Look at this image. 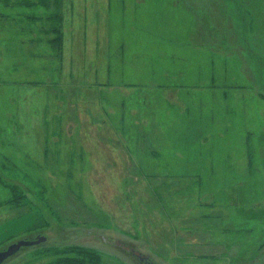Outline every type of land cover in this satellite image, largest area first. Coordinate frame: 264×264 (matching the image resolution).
Listing matches in <instances>:
<instances>
[{
  "label": "rangeland",
  "instance_id": "374dc122",
  "mask_svg": "<svg viewBox=\"0 0 264 264\" xmlns=\"http://www.w3.org/2000/svg\"><path fill=\"white\" fill-rule=\"evenodd\" d=\"M89 5L109 76L67 75L51 21L0 16V251L46 237L2 264H144L115 241L264 264V0H58L45 19ZM90 119L142 148H89Z\"/></svg>",
  "mask_w": 264,
  "mask_h": 264
},
{
  "label": "crops",
  "instance_id": "0c3cea01",
  "mask_svg": "<svg viewBox=\"0 0 264 264\" xmlns=\"http://www.w3.org/2000/svg\"><path fill=\"white\" fill-rule=\"evenodd\" d=\"M72 11L74 19L65 21L62 28V70H67V75L81 77L111 75L110 70L112 69V64L109 60L106 63L105 57V52L112 53L111 45L109 48L100 46L102 40L97 37L96 33V29L107 28L108 24L105 23L106 25L104 26V23H100L91 7L90 10H84L83 7L75 6ZM110 27L109 25V28ZM109 34H112V31H110ZM116 51L119 50L117 49ZM61 72L64 73L63 71ZM118 122L125 125L128 120L125 116L122 119L120 118ZM90 124L94 127H92V130L95 129V132L92 135L90 134V138L88 133H85L90 140L87 143L89 148L97 150L107 149L110 153L112 150L114 151L116 149V141H119L123 146H126L128 150H132V154L135 156L138 154L136 152L137 148H142L143 146L141 141L144 140L145 136H143L144 134L142 135V132L138 131V129L134 132H126L124 130L113 134L109 131V128L106 127V121L103 119L102 121L90 119ZM149 139H153V137L147 135L146 140ZM102 154L106 155L108 153L103 151ZM115 156L117 157L118 155L115 154ZM29 221L27 217L20 219V226H25V223ZM15 226L16 225H12V227H9L11 233H16V231H14Z\"/></svg>",
  "mask_w": 264,
  "mask_h": 264
},
{
  "label": "trees",
  "instance_id": "16d2710c",
  "mask_svg": "<svg viewBox=\"0 0 264 264\" xmlns=\"http://www.w3.org/2000/svg\"><path fill=\"white\" fill-rule=\"evenodd\" d=\"M57 1L58 0H0V16L4 17L5 20L8 21L12 19L16 24L18 23L19 26H24L27 20H31L30 22L39 21L40 24L46 20L51 21L52 30L55 33V38L53 41L54 42L58 41L61 50L62 32L60 28L62 26L61 24L62 19H60L59 15H57L56 10H53V13L51 15L52 17H54V19L51 17H47L45 19V15H44L45 13H47V11H50L51 5H54ZM78 252H82V251H78ZM69 260H71L72 263L84 264L83 258L78 259L76 257H71ZM98 260L99 258L97 256H91V257L89 256L90 264H97Z\"/></svg>",
  "mask_w": 264,
  "mask_h": 264
},
{
  "label": "water",
  "instance_id": "95a60500",
  "mask_svg": "<svg viewBox=\"0 0 264 264\" xmlns=\"http://www.w3.org/2000/svg\"><path fill=\"white\" fill-rule=\"evenodd\" d=\"M46 241V237L37 236L34 240H20L15 243L10 244L5 250L0 251V264H2L5 260L15 255L20 249L24 247H33L42 242ZM115 245L121 248L122 250L129 252L132 256L137 258L140 262L144 264H152L149 258L142 254L141 252L131 248L128 245L121 243L120 241H115Z\"/></svg>",
  "mask_w": 264,
  "mask_h": 264
},
{
  "label": "bare ground",
  "instance_id": "6f19581e",
  "mask_svg": "<svg viewBox=\"0 0 264 264\" xmlns=\"http://www.w3.org/2000/svg\"><path fill=\"white\" fill-rule=\"evenodd\" d=\"M5 262V261H4Z\"/></svg>",
  "mask_w": 264,
  "mask_h": 264
}]
</instances>
